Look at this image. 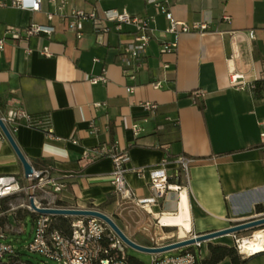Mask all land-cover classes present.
Returning a JSON list of instances; mask_svg holds the SVG:
<instances>
[{
	"label": "crops",
	"instance_id": "1",
	"mask_svg": "<svg viewBox=\"0 0 264 264\" xmlns=\"http://www.w3.org/2000/svg\"><path fill=\"white\" fill-rule=\"evenodd\" d=\"M0 1L6 3L0 6V37L10 26L54 27L50 35L25 41L7 35L0 49V116L21 107L32 117L47 118L53 129V136L47 137L44 128L21 123L13 132L7 125L33 169L49 168L67 183L54 199H41L43 205L97 209L143 246L168 244L264 214L256 211L257 205L264 207V0H167L176 20L206 25L201 32L197 28L178 34L165 32V16L145 0H66L63 17L55 14L50 20L47 13L55 10L50 0H41L37 11ZM23 2L30 5V0ZM75 8L153 16L140 62L132 64L120 51L121 42L132 38V27L125 26L121 33L111 29L100 41L92 22L80 19L77 37L67 26ZM164 42H176L175 50L162 53ZM43 46H48L49 56L41 54ZM102 74L106 82H89ZM231 75H238L240 86L231 84ZM258 80L259 97L253 89ZM144 101L157 108L145 110ZM90 121L96 134L88 133ZM113 142L129 155L126 181L137 198L152 195L148 171L165 168L171 175L179 156L191 160L187 175L171 178L180 187L148 211L133 203L120 205L110 183L111 159H80L84 149ZM5 174L21 178L24 172L0 129V175ZM182 199L189 218L184 235L178 226H163L173 227L167 233L152 227L149 217L158 220L163 213H177ZM208 243L232 245L233 240L224 235L197 249L190 246L203 258ZM186 247L160 254H176ZM6 256L8 263L11 257ZM216 264L231 262L226 257Z\"/></svg>",
	"mask_w": 264,
	"mask_h": 264
},
{
	"label": "built area",
	"instance_id": "2",
	"mask_svg": "<svg viewBox=\"0 0 264 264\" xmlns=\"http://www.w3.org/2000/svg\"><path fill=\"white\" fill-rule=\"evenodd\" d=\"M55 3V10L47 13V18L52 19L57 14L63 17V7L66 0H50ZM148 4L153 5L157 12L162 13L167 20V33H189L197 29L201 32L205 28V24L187 25L182 21L176 20L169 10L167 0H145ZM41 0H30V5L24 4L23 0H10L9 5L20 8L37 11L40 9ZM6 3L0 1V6ZM229 16H223L228 20ZM90 20L93 25V31L100 41L110 32L111 29L117 33H121L125 26L133 29L132 38L121 42L120 51L127 61L134 65L142 59L144 50L151 37L152 28L150 24L154 21L153 16L131 15L125 9L119 11L117 9H105L102 11L84 12L81 9H73L68 20V28L76 33L77 37L81 33L77 29L78 20ZM107 22L112 26H108ZM196 31V30H195ZM54 32V27L50 24L31 23L25 27H8L4 35L0 37V49L7 35L16 40H27L31 36L50 35ZM176 48V42H164L161 46V52H173ZM42 55L49 56L51 53L48 46L40 49ZM238 75H231L230 81L234 86H240L241 82L237 81ZM264 79V75H262ZM98 81L106 82L104 74L91 77L90 83ZM157 87L158 83H154ZM132 87H128L130 91ZM100 104H96L99 106ZM141 106L148 111H154L157 105L150 101H144ZM4 124L9 126L10 130L15 132L21 123H25L30 127L44 128L47 137L53 136V129L48 119L32 117L25 109L15 107L8 109L4 116H0ZM7 126V127H8ZM134 134H137L138 127L133 126ZM97 127L93 121L89 122L88 133L96 134ZM264 138V135H262ZM72 143L76 144L77 140L71 138ZM101 157H109L112 162L110 172V183L113 191L122 202L133 203L143 210L148 211L146 206L157 203L161 198L169 192H175L180 185L171 183L170 179L177 180L181 175L186 176L188 172L189 157L179 156L174 162L175 166L171 175H167L165 168L148 171L149 187L152 195L148 198H137L132 188L127 184L126 173L128 172L127 163L129 155L126 150L120 149L117 143L98 144L91 148L84 149L81 154V161L87 163ZM262 159H264V150H262ZM138 175H142L141 170L135 171ZM67 188V183L63 176H54L49 168L36 170L27 176L21 178L14 174L0 175V200L9 198L19 193H25L28 202L30 199L38 207H51L43 205L41 199H54L56 194ZM27 208L33 213L31 224V240L25 245V249L36 252L46 259L56 264H131L126 260V245L112 232L108 226L100 219L95 217L71 216L70 231L68 233L54 227L52 225L51 215H42L33 210L29 204ZM21 231L18 230L17 233ZM233 246L239 254L246 255L241 252L240 240L236 233L230 234ZM7 226L0 222V264L1 259L17 254L12 243L7 242ZM109 241L106 245L105 242ZM158 246V245H154ZM195 246L199 247L200 244ZM115 250L112 252L111 250ZM200 256L194 251L186 250L176 254H152L147 264H195Z\"/></svg>",
	"mask_w": 264,
	"mask_h": 264
},
{
	"label": "water",
	"instance_id": "3",
	"mask_svg": "<svg viewBox=\"0 0 264 264\" xmlns=\"http://www.w3.org/2000/svg\"><path fill=\"white\" fill-rule=\"evenodd\" d=\"M0 129L6 139L9 141L10 145L12 146L14 152L16 153L20 163L23 167L24 175L27 176L28 174L32 173L33 167L30 163L25 159L24 155L21 153L20 149L14 142V139L9 132L7 126L4 124L0 117ZM29 206L42 215H63V216H83V217H95L102 220L108 228L115 233V235L127 246L131 247L135 250L151 253V254H160L167 251L183 248L190 245L201 244L206 241H210L211 239L221 237L224 235H230L233 233L243 232L248 229H253L258 226H264V214L256 215L246 220L238 221L233 225H230L226 228L209 231L201 234H195L191 237L180 239L168 244L158 245V246H143L140 244L135 243L130 238H128L123 231L117 226L115 221L107 214L93 208H74V207H58V206H51V207H38L32 201L29 200Z\"/></svg>",
	"mask_w": 264,
	"mask_h": 264
},
{
	"label": "rangeland",
	"instance_id": "4",
	"mask_svg": "<svg viewBox=\"0 0 264 264\" xmlns=\"http://www.w3.org/2000/svg\"><path fill=\"white\" fill-rule=\"evenodd\" d=\"M119 199V197H118ZM120 205L130 206L131 203L122 202L119 199ZM29 204L28 198L25 193H19L18 195L9 197L5 200H0V222L7 226V242L13 244L16 252L19 255V260L21 264H56L39 253L31 252L25 249V245L31 240V217H33V213L29 211L27 205ZM4 206H7V209H3ZM143 210H141L142 212ZM24 218V223H23ZM113 218V217H112ZM149 223L152 224V227L158 228L160 231L165 233L170 232L169 230H173V227H163L158 223V220L155 218L149 217ZM23 230L22 233L17 234L18 230ZM260 229H264V226H258L253 229H248L243 231L242 237L250 236L256 232H259ZM168 230V231H167ZM226 245H230L226 244ZM197 249L198 247L195 246ZM128 255L134 258H138L143 264H147L150 261L151 253L141 252L135 250L131 247H127ZM169 251H167L168 253ZM238 253V252H237ZM239 254V253H238ZM241 255V254H240ZM242 258H247L245 255H241ZM8 258L4 256L1 259V262L7 263ZM12 259H9L7 264H11ZM245 264H264V252L256 253L248 258Z\"/></svg>",
	"mask_w": 264,
	"mask_h": 264
},
{
	"label": "trees",
	"instance_id": "5",
	"mask_svg": "<svg viewBox=\"0 0 264 264\" xmlns=\"http://www.w3.org/2000/svg\"><path fill=\"white\" fill-rule=\"evenodd\" d=\"M261 86V81H255L254 83V94L259 97L261 96L258 92V87ZM4 198L2 200H5ZM60 204V203H57ZM7 206H4L3 209H7ZM257 212L264 211V207L257 205L256 206ZM52 218V225L65 233L70 231V221L72 220L71 216H63V215H51ZM106 245L109 244V241L105 242ZM192 246H188L185 249H182L180 252H184L186 250L192 251ZM208 254L203 258H198L195 264H216L223 260L224 258L228 257L230 259L231 264H245L249 257L242 258L240 254L237 253L236 248L233 245H226V244H219V243H208L207 244ZM115 252V250H111ZM12 259L11 264H21L19 260L18 253L15 256H10ZM126 260L131 264H140L136 258L129 256L126 253ZM5 264V263H4Z\"/></svg>",
	"mask_w": 264,
	"mask_h": 264
},
{
	"label": "bare ground",
	"instance_id": "6",
	"mask_svg": "<svg viewBox=\"0 0 264 264\" xmlns=\"http://www.w3.org/2000/svg\"><path fill=\"white\" fill-rule=\"evenodd\" d=\"M146 208L149 210L148 206H146ZM186 209L185 201L182 199L179 211L177 213H163L162 215H159L158 223L162 226H178L179 234L184 235V229L189 228V218ZM239 242L241 252L249 255V257L264 251V229H260L259 232L242 238Z\"/></svg>",
	"mask_w": 264,
	"mask_h": 264
}]
</instances>
